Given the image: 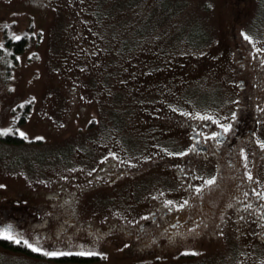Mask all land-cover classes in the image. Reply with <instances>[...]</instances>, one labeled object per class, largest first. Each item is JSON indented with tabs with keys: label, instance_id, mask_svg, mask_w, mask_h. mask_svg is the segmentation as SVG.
<instances>
[{
	"label": "rangeland",
	"instance_id": "374dc122",
	"mask_svg": "<svg viewBox=\"0 0 264 264\" xmlns=\"http://www.w3.org/2000/svg\"><path fill=\"white\" fill-rule=\"evenodd\" d=\"M99 3L0 0V44L3 21L13 24L16 36L29 27L41 36L19 55L9 79L0 60V128H19L29 136L16 145L0 141V224L10 222L25 233L50 237L76 253L75 246L84 244L87 250L95 239L93 251L107 253V264H262L264 242L242 234V250L234 255L216 235L202 234L225 222L221 214L234 201L233 180L216 184L201 211H193L201 234H187L166 253L151 240L141 244L124 234L130 221L143 216L136 205L137 180L145 175L139 182L148 193L141 197L143 204L151 209L158 201L153 160L169 155L157 150L155 132L157 128L160 139L169 137L166 120L180 113L169 105L206 98L228 102L237 68L230 53L234 40L250 48L245 62L254 68L250 84L259 95V60L264 56L252 50V43L259 49L258 42L264 41V0H112L116 12L109 17L95 13ZM241 29L254 41L248 42ZM29 99L26 123L15 125L19 111L14 110ZM70 151L72 164L63 158ZM112 159L131 160L128 164L140 173L115 182L117 186L112 174L100 181ZM127 180L131 185L124 184ZM182 246L196 248V258L182 261ZM9 263L37 264L0 249V264Z\"/></svg>",
	"mask_w": 264,
	"mask_h": 264
},
{
	"label": "flooded vegetation",
	"instance_id": "af4514ba",
	"mask_svg": "<svg viewBox=\"0 0 264 264\" xmlns=\"http://www.w3.org/2000/svg\"><path fill=\"white\" fill-rule=\"evenodd\" d=\"M257 29H249L250 34L254 33ZM262 42H258V48L264 47V41ZM233 43L234 47L230 53L235 56L237 68L234 69L236 71L235 87L234 89H230L228 102L222 103L220 98L219 100L215 98L209 101L202 100L203 104L189 103L181 105V107H187L185 109L188 111H208L210 109L226 119L228 118L229 112L236 111L237 120L233 121L231 132L226 136L224 143L220 145H216L211 140L207 143L194 141L193 137L197 133L191 127L193 120L184 116L182 113L173 112L171 114L172 119L166 120L171 123L172 134L169 137L160 139L159 131L156 128L157 150L161 154L164 148H168L170 151H179L189 144L195 143L200 151L198 153H188L183 157H162L159 155L157 159L153 160V173L157 179V191L164 192L165 197L171 199H179L186 191V189H181V185L186 181L195 182L196 177L201 175H217L218 180L216 184L233 180V189L235 191L234 201L224 210L225 222L223 223V227H220L218 230L207 229L202 234H206L207 238L208 236L216 235V231H222L224 235H216L217 238L229 244L231 253L236 255L242 250V234H247L258 243L264 242V237L259 235V233L264 232V228L257 226L259 217L253 211V218L249 219L245 209L240 207L241 204H247L248 201H252L256 205L262 203L252 193V189L258 186L254 181L247 179L245 167L255 177H259V188H264V149L256 143L257 139L264 140V65L261 73L258 75L260 93L257 95L255 94L257 87L251 86L250 84V80L253 79L254 68L245 62L250 48L240 40H234ZM237 97H239V100L236 99ZM212 101H215V103H208ZM196 123L197 126L208 123L212 127L211 121L197 120ZM152 126L155 125L153 124ZM240 149H243L247 153L246 160L241 154ZM117 154L122 155L118 151ZM91 161V159H88V162ZM69 163L72 164L73 161ZM109 164L110 167H108L106 173L100 175V181L103 179H111L108 175L112 174V184L114 186H117L115 182L119 183L123 178L132 177L134 174L140 173L138 166H130L128 163L118 159H112V161H109ZM129 171L132 172L130 173ZM185 171L190 173L188 177L183 176V172ZM144 177L145 175L137 180L138 184L136 185V192L140 198L137 200L136 205L143 209V216L136 224H128V230L123 234L127 238L137 239L141 244L151 240L156 246L159 245L162 253H166L170 250V246L175 245L174 242L177 243L179 240H182L187 234H195L190 231L194 220L193 211L195 209L201 211L205 197L209 196L216 184L206 187L202 195L192 196L191 202L185 207L181 209L172 208L171 211H168L161 204L159 198L155 206L151 209L149 208L150 206L146 207V204H143L141 197L147 196L148 193L143 189L144 184L139 182ZM124 184L129 186L131 182L127 180ZM168 189L172 191H167ZM108 203L106 205H109ZM126 211L128 212L125 209L124 213ZM133 211H136L135 207ZM145 213H152L153 215L151 217H145ZM237 216H242L244 219H236L235 217ZM125 217L128 216L126 215ZM254 233L256 235H253ZM118 234L122 233L120 232ZM179 253L177 254L180 256L187 254L181 251ZM192 254L196 258V253ZM161 264H165V262Z\"/></svg>",
	"mask_w": 264,
	"mask_h": 264
},
{
	"label": "snow or ice",
	"instance_id": "6c2138e0",
	"mask_svg": "<svg viewBox=\"0 0 264 264\" xmlns=\"http://www.w3.org/2000/svg\"><path fill=\"white\" fill-rule=\"evenodd\" d=\"M35 35V33H32ZM241 34L244 36V38L248 42H253L254 37L250 35L248 32H246L244 29H241ZM13 35L14 39H19V36ZM3 45L0 44V47ZM252 50L258 51L260 53H264V47L257 49L256 44L252 43ZM261 65H264V57H261L259 60ZM35 99V97H33ZM239 100V97L236 98ZM170 108H175V111L182 113L184 116H187L193 120V123L191 127L194 129L195 133H197L194 137V141H200L201 143H207L209 140L213 141L216 145H220L224 143L226 136L231 132L233 128V121L237 120V112L231 111L228 114V118H224L223 116L217 115L212 110L208 111H188L185 108L176 107L174 105H169ZM17 119V117H13V120ZM93 120H95V117H93ZM197 120H204V121H211L212 127L209 126L208 123H204L200 126H197L196 121ZM12 127H2L0 128V134H7L13 132ZM16 133L24 137L25 139H29L28 133L25 131L17 128L15 129ZM32 139H44V137H31ZM256 143L259 144V146L264 149V140L257 139ZM163 151L169 155V156H180L183 157L188 153L191 152H199L200 149L197 147L195 143L189 144L187 147H184L182 150L179 151H170L168 148H164ZM241 154L245 157V160L247 158V153L244 152L243 149H240ZM115 152H110L109 156H115ZM101 160L106 159V157L101 156ZM141 159L148 160L150 157L148 156H142ZM129 164L133 163V161L129 160ZM195 172V170H193ZM190 175L189 172L185 171L183 172L184 177H188ZM245 175L249 181H254L257 184V188L252 189V193L262 202L260 205L253 204L252 201H248L247 204H241L240 207L245 209L246 215L249 219L253 218V211L256 214V216L259 217V223L258 227L264 228V188H259L260 180L259 177H255L254 174L251 171L247 170V167H245ZM65 179H68V177H65ZM218 180V176L208 175V176H198L196 177V181H186L184 184L181 185V189H186L184 195L180 196L179 199H171L167 198L164 195V192L157 191L154 195L160 199L161 204L166 207L168 211H171L172 208L181 209L188 205L191 202L192 196H200L203 193V190L206 187L214 186ZM0 187H3V185H0ZM167 191H172L171 189H168ZM149 195H153V193H150ZM188 197V198H186ZM246 198V194H245ZM251 210V211H249ZM2 211H0V215H2ZM115 215L119 216V212L115 213ZM152 213H145V217H151ZM225 218V214H221V220ZM236 219L243 220L244 217L237 216ZM121 219H124V217H121ZM199 219V217H197ZM132 224H136L137 221L134 219L130 221ZM219 223V221H218ZM206 227V225H205ZM221 227L223 225L221 224ZM199 225L193 223L192 229L190 231L194 232L195 235L199 236L201 233L199 232ZM216 235L223 236L224 233L222 231H216ZM183 235V234H181ZM253 235H256L255 233ZM261 237H264V232L259 233ZM0 238H4L10 242H13L17 245L23 244L28 249L32 250V252L41 254L45 257L49 258H56L61 257L64 255H70L71 251H69V248L72 246H69L67 244H63L62 242L58 241H50V237L46 238L39 234H34L32 232L25 233L22 229H17L12 223H3L0 224ZM99 239V237L97 238ZM171 239V237H170ZM50 241V242H48ZM91 247L86 249V245L80 244L78 246H75V250L79 252L81 255H98V256H107V253L103 251H93L96 248V240H92ZM178 251H183L185 253H195L197 251L194 247H181L178 249ZM264 264V262H262Z\"/></svg>",
	"mask_w": 264,
	"mask_h": 264
},
{
	"label": "trees",
	"instance_id": "16d2710c",
	"mask_svg": "<svg viewBox=\"0 0 264 264\" xmlns=\"http://www.w3.org/2000/svg\"><path fill=\"white\" fill-rule=\"evenodd\" d=\"M123 3H120L119 6H122ZM95 13L98 15H104L105 17L113 16L116 12L114 8H112V0H100L99 7L98 9H95ZM12 23H7L6 21H3L2 24V31H3V43L2 47H0V60H3V63L5 61V74L7 79L10 78L12 70L18 65L19 63V55L23 53L25 50H27L32 44H38L39 40L41 38L40 34L38 35H33L31 31L26 30L23 32L21 35H19V39H14L12 32ZM201 36V31L197 33L195 36L192 37V40L195 41ZM190 43H194L190 40ZM198 43V42H197ZM196 44V43H194ZM203 99V97H202ZM210 99L206 98L203 101H209ZM32 105V99H29L28 101L22 102V104H19L17 108L14 111H19V116L15 121L16 124H25ZM112 113V110H111ZM112 118V115H111ZM93 123V122H92ZM14 127V126H13ZM14 129V128H13ZM0 141L5 143V145H16V144H21L24 143L25 139L24 137L19 136L15 129L11 133L7 134H0ZM40 142L41 140H37ZM2 143V144H3ZM67 148H71L68 145L66 146ZM84 148V147H83ZM85 149L88 151V147L85 145ZM67 152L68 149H64L63 153ZM72 152L70 151L69 154H67V157L63 155L64 160L69 163L72 161L69 160L68 156ZM90 153V152H89ZM92 153V152H91ZM44 156H40V159H42ZM0 249L2 251H7L12 254H17L21 255L23 257H26V259L33 261L36 260L37 264H45V263H39L41 261L39 260H53L52 262L54 264H107L105 256H98V255H81L76 252H71L70 255H64L61 257H56V258H49L45 257L41 254H37L32 252V250L28 249L25 245L20 244L17 245L13 242H10L4 238H0ZM182 261L183 259L189 261L194 259L195 255L192 253H187L183 254L180 256ZM190 262V261H189ZM196 263V262H195ZM10 264V263H9ZM161 264V263H159ZM168 264V263H167ZM198 264H202L198 263Z\"/></svg>",
	"mask_w": 264,
	"mask_h": 264
}]
</instances>
